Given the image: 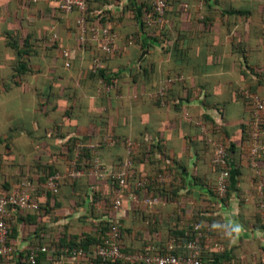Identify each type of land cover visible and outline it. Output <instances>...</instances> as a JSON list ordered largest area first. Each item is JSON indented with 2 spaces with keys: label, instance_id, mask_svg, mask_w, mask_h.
<instances>
[{
  "label": "crops",
  "instance_id": "obj_1",
  "mask_svg": "<svg viewBox=\"0 0 264 264\" xmlns=\"http://www.w3.org/2000/svg\"><path fill=\"white\" fill-rule=\"evenodd\" d=\"M149 4L107 0L92 6L106 11L111 17L106 25L119 36L117 50L107 56L96 45L81 46L75 14H58L54 3L29 7L0 0V196L29 179L39 186L42 206L39 215L26 210L12 217L15 264H27L36 245L83 244L114 217L128 253L185 241L183 232L199 223L210 229L203 259L220 261L227 254L264 264V218L255 197L259 177L250 157L252 105L241 94L249 91L264 102V7L260 0H206L203 7L195 0H170L165 33L156 40L142 29ZM64 50L73 52L68 66ZM96 57L105 77L92 75ZM110 79L117 90L105 94L100 82ZM162 86L164 97L153 96ZM128 139L136 144L132 179L169 174L161 186L167 205L148 209L133 202L132 180L115 211L117 187L90 175L85 151L115 168ZM211 141L227 148L232 166L224 200L215 192ZM77 143L84 145L79 160L84 175L54 197L45 188L46 177L71 169ZM157 187L137 195L158 196Z\"/></svg>",
  "mask_w": 264,
  "mask_h": 264
},
{
  "label": "built area",
  "instance_id": "obj_2",
  "mask_svg": "<svg viewBox=\"0 0 264 264\" xmlns=\"http://www.w3.org/2000/svg\"><path fill=\"white\" fill-rule=\"evenodd\" d=\"M42 0H19L23 5H36ZM55 4V8L64 14H70L74 10L81 13L78 20L79 38L81 46L89 44L96 45L97 49L104 54H113L117 48L118 34L111 27L104 24V20L109 18L106 11H99L93 14L95 23H90L86 13L88 4L91 0H49ZM199 7L204 6L205 0H195ZM252 1V0H250ZM264 7V0H260ZM152 14L146 20L148 26L166 25L167 13L169 9L168 0H152ZM58 35L55 28L52 29L51 41L56 43ZM62 56L67 61L73 56L71 50L62 51ZM102 69V61L96 57L93 61L92 71L98 73ZM168 80L167 83H171ZM101 90L105 94H111L117 90V82L110 79L109 82L101 81ZM165 87H160L153 96L164 97ZM242 96L252 105L253 128L250 134V157L252 168L259 177L255 183V197L260 204L261 215L264 218V167L260 168V162L264 155V102L259 96L249 91L242 90ZM213 146L212 164L219 171L216 182L215 192L220 200H224L229 192V181L232 175V166L229 161L227 148L219 142H210ZM126 157L122 163L115 168L104 164L98 154L94 156L90 175L100 180L110 179L117 183L114 192L115 211H120L123 205L121 192L127 187L133 177V168L135 165L134 151L136 144L130 139L126 140ZM84 148L82 143H77L75 147V159L71 162V169L67 173L56 172L46 178L45 188L48 192L58 195L61 184L67 180H76L81 178L84 173L78 168L81 151ZM96 148V147H92ZM170 180L167 173L159 174L154 180L141 179L137 181V188L143 189L149 185H165ZM40 189L33 181L27 179L18 186L12 188L9 192H4L0 196V264H15L16 250L10 245L9 238L11 233L10 222L12 217L18 211H37L40 208L39 203ZM131 200L136 203H142L148 209L153 207L165 206L168 203L166 197L148 196L140 198L132 193ZM108 236L103 245L93 249L92 257H87L81 248H71L68 246L35 247L27 253L29 264H37L42 254H51L55 259H59L55 264H246L242 258L221 259L220 261L207 260L202 258L203 239L210 230L199 223H192L190 229L195 234L193 239L185 241H170L165 248L155 244H150L143 250L128 253L122 248L123 230L120 219L114 217L107 219ZM189 233H186L188 236ZM221 252H224L220 244L215 245ZM97 261V262H95Z\"/></svg>",
  "mask_w": 264,
  "mask_h": 264
},
{
  "label": "trees",
  "instance_id": "obj_3",
  "mask_svg": "<svg viewBox=\"0 0 264 264\" xmlns=\"http://www.w3.org/2000/svg\"><path fill=\"white\" fill-rule=\"evenodd\" d=\"M42 1H45V2H48V3H51L49 0H42ZM103 1H107V0H91L90 2H89V4H88V9H87V13H86V16H87V19H88V21L90 22V23H95L96 21H95V18H94V16H93V14L95 13V12H99V11H103V10H97V11H95V10H93V8H92V6L95 4V3H97V2H99V3H101V2H103ZM169 1L170 0H168V4H169ZM250 1V0H249ZM205 2H206V0H205ZM205 2H204V6H205ZM261 2V1H260ZM151 3H152V0H150V4H149V6H148V9H147V14L149 15L148 17H151V14H152V6H151ZM39 4V3H38ZM37 5V4H36ZM261 5H262V3H261ZM25 6H32V5H25ZM33 6H35V5H33ZM263 6V5H262ZM55 11H56V8H55ZM57 11H59L58 9H57ZM60 13H58V14H62V15H67V14H64V13H62L61 11H59ZM73 14H75V16H76V30H77V32L79 33V27H78V20H79V18L81 17V13L78 11V10H74L73 12H72ZM110 19H111V17H109L107 20H104V24H106L108 21H110ZM142 29L143 30H145L146 32H152L153 34V36L155 37V39L156 40H159V36L161 37V35H164V33H165V25H158V26H155V27H152V26H148L147 25V22L146 21H144L143 23H142ZM156 31H157V33H158V35H155V33H156ZM55 33H56V31H55ZM57 34V33H56ZM157 37V38H156ZM78 38H79V35H78ZM56 43H57V41H56ZM56 43L53 45V46H55L56 45ZM87 46V45H86ZM56 47V46H55ZM85 47V46H84ZM105 55H107V54H105ZM109 55H111V54H109ZM109 55H107V56H109ZM70 61V60H69ZM70 63V62H69ZM92 67H93V65H92ZM22 68V69H21ZM25 68V67H24ZM23 65H22V67H20L19 69H18V71L20 72V71H22L23 69ZM91 72H92V75H93V77H98V76H100V77H105V75H104V71H102V70H100L98 73H93V71L91 70ZM250 137V136H249ZM74 143V142H73ZM75 144V143H74ZM74 144H72V147L69 149L70 150V152H71V154H72V157H73V154H74ZM84 153H87V154H89V156H87L90 160H91V165H90V167L89 168H92V162H93V159H94V153L92 152V151H89V152H87V151H85ZM126 157V154H125V156L123 157V159L121 160V162L119 163V165L122 163V161L124 160V158ZM135 157V156H134ZM72 159V158H71ZM135 159V158H134ZM80 160V159H79ZM118 165V166H119ZM117 166V167H118ZM134 167H135V165H134ZM78 168H81V165L79 164V161H78ZM215 169H216V172H217V174L219 173V171H218V169L216 168V167H214ZM133 171H134V168H133ZM56 172H58V171H55V172H53L52 174H54V173H56ZM52 174H49L48 176H50V175H52ZM47 176V177H48ZM46 177V178H47ZM98 179V178H97ZM99 181H106V182H109V183H111L112 185H114L113 186V188H116L118 185H117V183L115 182V181H113V180H110V179H104V180H100V179H98ZM133 180V182H134V186H135V191L133 192L134 194H138V190H139V188H137V181H139V179H131V181ZM68 182H71L72 184H74V185H77L79 182H80V180H67V181H64L62 184H61V188H62V186L64 185V184H66V183H68ZM20 184V183H19ZM18 184V185H19ZM61 188H60V190H61ZM12 189V188H11ZM10 189V190H11ZM157 189H158V192H159V195L158 196H162V197H168L167 195H165L166 194V192L164 191V188L163 187H161V186H158L157 187ZM10 190H8V192L10 191ZM60 193V192H59ZM52 196H54V197H56V196H58V195H54V194H51ZM228 195V194H227ZM257 202H258V208H259V210H260V204H259V201H258V199H257ZM41 210H42V206H41V204H40V208H39V210H37V211H35L34 212V216H36V215H39L40 214V212H41ZM22 210H20V211H18V213H21L22 214ZM260 213H261V210H260ZM10 225H11V228H10V230H11V233H10V238H11V235H12V230H13V228H12V223L10 222ZM103 226H104V228H105V230L103 231V232H100V233H97V235L96 236H91V235H87V239H86V241L83 243V244H77L76 242H71V241H68V242H62V243H58L57 245L58 246H68V247H71V248H81V249H83L84 250V252H85V254H86V256L87 257H89V256H91L92 257V252H93V249H95V248H97V247H99V246H101V245H103V243H104V241L107 239V236H108V222L106 223L105 222V225L103 224ZM185 232L186 233H189V235L188 236H186L185 235ZM183 237H184V239H186V240H189V239H193L194 237H195V234L192 232V230L191 229H188V230H185L184 232H183ZM10 238H9V241H10ZM10 243V242H9ZM55 244H56V242H55ZM37 246V245H36ZM35 246V247H36ZM39 246H41V245H39ZM42 247V246H41ZM122 248H123V250H124V247L122 246ZM43 255V257H41V258H39V260H38V263L37 264H55V260L57 261L59 258L58 257H56V259L51 255V254H42ZM48 257H50V258H48ZM224 258H226V259H232V258H230L229 256H227V254H225V255H223L222 257H220V260L221 259H224ZM25 259H26V261H27V264H29L28 263V259H27V257H25ZM95 262H97V261H95ZM106 264H121V263H106Z\"/></svg>",
  "mask_w": 264,
  "mask_h": 264
}]
</instances>
